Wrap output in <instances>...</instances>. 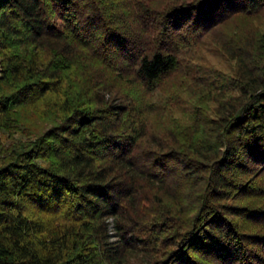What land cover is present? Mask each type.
<instances>
[{"label":"trees","instance_id":"1","mask_svg":"<svg viewBox=\"0 0 264 264\" xmlns=\"http://www.w3.org/2000/svg\"><path fill=\"white\" fill-rule=\"evenodd\" d=\"M262 26L264 0H0V129L26 137L1 146L0 264H264ZM203 32L236 74L156 134Z\"/></svg>","mask_w":264,"mask_h":264},{"label":"rangeland","instance_id":"2","mask_svg":"<svg viewBox=\"0 0 264 264\" xmlns=\"http://www.w3.org/2000/svg\"><path fill=\"white\" fill-rule=\"evenodd\" d=\"M236 23H230L227 31L231 32L235 27L244 30L247 26L243 22ZM260 29L264 30V26ZM235 71L236 60L222 51L212 33H201L198 42L181 49L178 69L165 76L154 90L153 105L158 109L149 114L148 122L155 133L171 135L178 126L184 128L192 124L194 116L191 113L195 105H201L198 109L213 115L214 95H204L202 90L216 82L218 74L229 78L235 76ZM13 138L26 139L19 132L9 135L8 131L0 129V152L1 146Z\"/></svg>","mask_w":264,"mask_h":264}]
</instances>
